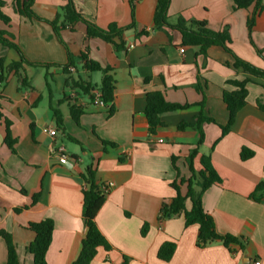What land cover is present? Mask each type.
I'll return each mask as SVG.
<instances>
[{
	"label": "crops",
	"instance_id": "obj_1",
	"mask_svg": "<svg viewBox=\"0 0 264 264\" xmlns=\"http://www.w3.org/2000/svg\"><path fill=\"white\" fill-rule=\"evenodd\" d=\"M2 1L0 11L8 19L0 21L4 37L27 61L49 65H22L30 88H20L13 71L4 72L5 81L0 83V231L10 236L18 264H33L27 246L34 233L27 227L44 219L54 224L46 264L76 260L85 235L81 175L90 164L99 184H112L95 216L111 249L99 247L90 264H122L124 258L127 264H264V190L250 197L264 184V111L257 107V102L264 105V79L234 69L233 57L219 46L202 55L198 47L182 44L177 30L153 29L156 0L136 1L135 27L122 33V49L115 47L120 43L117 38L112 43L86 38L83 23L64 22V1L32 0L31 10L38 17L63 25L59 37L74 63L69 72L63 68L68 64L66 50L51 26L17 14L12 0ZM72 1L82 17L100 29L131 23L128 0ZM261 3L264 7V0ZM251 11L252 7L234 10L232 0H170L167 23L175 25L181 17L205 21L214 32L226 29L233 54L264 70V8L248 35ZM140 31L146 35H138ZM81 53L109 69L107 75L114 80L111 115L71 85L79 81L100 89L103 73L86 71ZM0 59L6 69L18 55L0 44ZM244 78L249 79L246 104L221 137L220 127L227 123L222 91L233 89L225 83ZM156 91L167 102L188 107L161 114V125L150 135L144 108L146 94ZM49 101L62 114L64 132L56 129ZM74 104L82 107L77 122L70 114ZM200 113L214 123L202 125L204 140L193 165L198 170L199 157H208L221 179L202 194V207L212 217L215 232L238 238L241 246L226 248L217 241L200 248L197 226H185L182 215L158 220L163 201L175 195L170 183L190 176L185 159L198 139L193 128L178 126L191 123ZM5 121L12 150L5 142ZM45 128L56 134L44 133ZM60 148L68 155L64 163L58 161ZM243 148L252 152L247 160L240 159ZM185 191L180 186L182 195ZM189 207L187 201L185 208ZM144 225L147 230L141 235ZM165 242L175 244L167 262L157 258ZM6 261L7 246L0 236V264Z\"/></svg>",
	"mask_w": 264,
	"mask_h": 264
},
{
	"label": "trees",
	"instance_id": "obj_2",
	"mask_svg": "<svg viewBox=\"0 0 264 264\" xmlns=\"http://www.w3.org/2000/svg\"><path fill=\"white\" fill-rule=\"evenodd\" d=\"M65 5L61 8L64 22L76 23L81 22L85 26L86 38H97L107 43H112L114 38H117L120 43L115 44L117 49L123 48L121 41L122 33L126 30L133 29L134 25V9L137 0H128L131 12V23L127 27L118 28L116 25L111 24L106 29H100L93 23L85 20L82 15L76 10L72 0H62ZM262 0H232L233 9H248L252 7L250 16L247 18L246 27L248 35H250L252 28L256 22V18L261 12ZM4 2L0 0V7ZM32 0H12L13 10L28 19L43 21L51 26L57 40L65 48L68 56V64L63 66L67 69L72 66L73 59L71 58L66 45L62 42L59 37V29L63 25L57 26V20L47 21L38 17L31 10ZM170 0H156V6L153 15V29L163 30L164 28H170L177 30L181 35V41L184 45L196 46L199 48L200 54L204 55L206 50L211 46H219L234 59V69L241 70L244 74L264 79V70L258 69L247 62L236 57L230 49V37L226 29H222L219 32L210 30L205 21H185L181 17L177 19L175 25H169L167 23V12L169 8ZM0 21L8 22V19L0 11ZM138 35H146L145 31H140ZM0 44L10 48L18 55V61L13 62L7 66L6 69L3 67V61L0 59V83L5 81L4 72L8 73L13 71L18 79L20 88L29 87L26 76L24 75L22 65L29 66H49L47 64L31 63L26 60L23 56L20 48L7 40L4 37V33L0 31ZM79 59L83 63V68L88 72H102L103 78L100 85L101 100L106 105L104 108L107 109L109 115L113 113V98H114V80L111 76L107 75L109 69L101 68L97 63L87 60L85 55L81 53ZM5 70V71H4ZM249 82L248 78L242 80L230 79L226 81V85L232 87V90L223 89L222 100L227 110V123L225 126H221V137L230 131L231 126L234 123L237 112L244 107L246 104L247 88L246 85ZM68 81H66V85ZM72 86L79 88L84 94H87L91 100H94L90 84L84 82H72ZM196 90L203 95V91L199 84L196 86ZM49 106L53 112V117L56 124V129L64 132L63 120L61 112L56 108L52 107L49 101ZM199 106H203L200 103ZM188 107V105H179L169 103L164 99L161 92H149L146 94V105L144 108V115L148 124V133L154 134L155 129L161 125L159 116L163 113L173 112L182 110ZM257 107L264 111V105L257 102ZM82 113V107L80 105H72L70 107V114L72 119L77 122L78 117ZM0 119L2 115L0 113ZM204 123H214V120L209 117H204L201 113L194 118L191 123H181L178 129L185 127H191L197 132V143L189 151L186 157V165L188 167L190 176L187 179L179 178L170 183L171 188L175 191L174 197L164 200L158 214V220L164 221L166 219L182 215L185 226L196 225L198 229L197 234V247H205L214 242H221L224 247L228 248L230 244L240 245L238 238L231 235L219 236L215 232L214 221L210 215H208L202 207V194L211 186L221 183L220 177L216 171L211 167L209 158L205 156L199 157V169L196 170L193 165V160L198 154V147L203 143L204 132L202 125ZM9 123L5 121V132H6V144L12 150V143L9 141ZM76 142V141H75ZM110 146H114L110 144ZM252 156V152L243 148L240 152V159L247 160ZM172 166L174 162L172 158ZM175 169V167H174ZM83 180L82 187V221L85 228L84 239L81 244L80 252L72 264H90L96 251L99 247L106 251L111 248L99 232L96 223L95 216L104 202V198L107 194L102 193L99 187V183L95 179V169L92 164L88 165L84 173L81 175ZM180 186H185V193H180ZM264 190V184H260L256 187L255 192L250 196L252 199L255 197L257 192ZM35 199V198H34ZM33 199V200H34ZM258 200V199H257ZM189 202V209L185 208V203ZM53 221L50 219H44L36 223H29L28 229L34 233V239L27 246V251L32 255L33 264H46L45 256L48 247L51 242L53 232ZM147 230V225H144L141 229V235H144ZM0 236L5 240L7 246V261L6 264H18L14 245L10 239V236L3 231H0ZM175 250V244L173 242L163 243L158 251L157 258L161 261L167 262L173 255ZM122 264H127V260L124 258Z\"/></svg>",
	"mask_w": 264,
	"mask_h": 264
},
{
	"label": "built area",
	"instance_id": "obj_3",
	"mask_svg": "<svg viewBox=\"0 0 264 264\" xmlns=\"http://www.w3.org/2000/svg\"><path fill=\"white\" fill-rule=\"evenodd\" d=\"M67 70L69 72H73L74 69L73 67H68ZM92 95L94 97V102L100 106V107H105L106 105L104 104V102L101 100L100 96V89H93L92 90ZM43 132L50 135V136H54L56 134V130L52 129V128H45L43 129ZM161 142V141H159ZM58 161L59 163H64L66 161V159L68 158L67 153L65 152V150L63 148L59 149V154H58ZM100 190L102 191V193L104 194H108V192L110 191L112 184L110 183H103L99 185ZM253 264H259V261H254Z\"/></svg>",
	"mask_w": 264,
	"mask_h": 264
}]
</instances>
